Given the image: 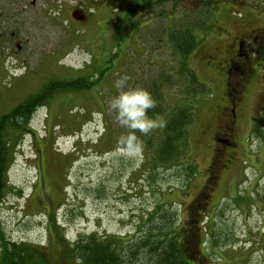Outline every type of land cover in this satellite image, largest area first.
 <instances>
[{
  "label": "rangeland",
  "instance_id": "obj_1",
  "mask_svg": "<svg viewBox=\"0 0 264 264\" xmlns=\"http://www.w3.org/2000/svg\"><path fill=\"white\" fill-rule=\"evenodd\" d=\"M130 1L0 0V115L48 80L89 81L82 91L58 90L37 111L31 131L26 124L19 144L10 143L0 247L2 240L22 245L35 263L79 264L68 257L66 243L91 233L138 241L161 211L177 215L181 225L196 207L202 209L197 217L206 239L200 250L208 256L197 264H264V0H219L212 28L196 34L201 41L187 62L207 92L190 104L195 115L187 136L186 161L194 173L189 179L177 167L151 168L158 127L138 133L141 139L153 136L148 151L127 153L118 138L129 130L108 104L121 76L129 77L123 87L146 89L161 73L168 78L161 87L164 115L180 103L185 86L163 33L192 0H177V8L172 0L162 2L141 24L148 30L135 34L123 26ZM72 11L84 13V20H75ZM251 29L257 42L239 38L238 53L248 58L239 60L231 43ZM228 52L234 63L227 84V76L206 66L205 56L226 58ZM242 73L251 75L229 147L221 135L212 141V132L221 130L215 128V107ZM207 177L213 186L204 192ZM203 192L205 203L195 201ZM136 259L126 264H139Z\"/></svg>",
  "mask_w": 264,
  "mask_h": 264
},
{
  "label": "trees",
  "instance_id": "obj_2",
  "mask_svg": "<svg viewBox=\"0 0 264 264\" xmlns=\"http://www.w3.org/2000/svg\"><path fill=\"white\" fill-rule=\"evenodd\" d=\"M164 1L166 0H131L125 9L124 30L128 29L134 34L139 30L147 31L148 29L141 27V24L148 23L149 15H152V12H155L162 2L164 4ZM218 1L192 0L191 6L187 10H183L181 16L169 25L167 32L163 33V39L169 45L173 55L178 58L177 79L181 80L185 86L182 100L176 104L175 109L164 115L162 105L164 90L161 87L168 80L164 74H159L156 80L146 87L157 101L156 107L149 110V115L158 114L163 121V126L157 129V141L152 150L151 168L177 167L181 169L180 175L185 176L186 179L194 174L191 162L186 161L188 130L195 115L190 104L194 103L195 97L207 92V86L198 80L187 59L200 44L201 39L197 38L196 34L202 36L212 28L213 10ZM172 5L177 8V5L180 4H177V0H172ZM167 19L170 20L169 17ZM167 23L169 22L167 21ZM150 32L156 31L150 30ZM88 85V79L81 77L68 82L48 80L41 84L34 93L14 105L9 112L0 115V206L7 195L6 190H8L9 184L7 173L12 165L9 164L10 143L19 144V132L23 131V128L26 130L24 127L26 124L28 125L27 130L31 131L32 121L35 119L37 111L47 105L54 94L58 93V90L62 92L65 90L82 91L88 88ZM10 133H13L15 138L12 139ZM15 133H17V137ZM137 135L139 136L138 133ZM152 137L149 139L147 136H142V140L147 142L146 145L143 144L145 151L150 149L147 146L148 142L152 145ZM207 179L202 187L204 192L210 191L213 186L211 179L209 177ZM204 192L200 193L195 201L205 203L208 198L203 196ZM198 208L200 207L198 206ZM200 211L202 209L198 210L196 207H192L188 210L185 222L180 225L182 219L179 220L177 215L172 218L164 210L158 214V219L154 221V224L146 229L147 233L145 232L140 239H137L138 241L100 238L96 233H91L74 242L66 243V253L70 259L79 264H126L136 258H139V264H192L194 261L197 264L199 261H206L208 257L200 250L206 244V239L202 235V230L205 231V229L201 228V222L197 217L201 213ZM176 218L177 222L173 223ZM2 241L0 264H43L39 260L40 263H35L34 258L27 255V249L22 245ZM36 249L41 251L39 248ZM31 251L35 250H30L29 254ZM35 255L31 254L30 256Z\"/></svg>",
  "mask_w": 264,
  "mask_h": 264
},
{
  "label": "clouds",
  "instance_id": "obj_3",
  "mask_svg": "<svg viewBox=\"0 0 264 264\" xmlns=\"http://www.w3.org/2000/svg\"><path fill=\"white\" fill-rule=\"evenodd\" d=\"M128 79L125 74L117 80L119 91L110 99L108 107L119 124L129 130L118 138V143L127 153L135 155L143 150V140L137 133L147 135L153 129L162 127L163 121L158 114L149 115V110L156 107L157 101L147 89L123 87Z\"/></svg>",
  "mask_w": 264,
  "mask_h": 264
},
{
  "label": "flooded vegetation",
  "instance_id": "obj_4",
  "mask_svg": "<svg viewBox=\"0 0 264 264\" xmlns=\"http://www.w3.org/2000/svg\"><path fill=\"white\" fill-rule=\"evenodd\" d=\"M258 33L255 29L249 30L247 34L241 35V36H235L231 43V47L233 48V55L234 57H238L239 60L245 59L247 60V55H240L238 53V50L242 47V40L239 38L245 37L252 42H257ZM264 38V34L262 35ZM229 52L226 58H218L216 55H210L206 54V66L208 67H214L217 72H222L225 76H227L226 81L228 84V75H229V69L233 65L234 58H229ZM251 74L242 73L238 76L234 82V89L231 94L227 92V90L224 93V98L222 99V103L220 105H217L215 107V123L219 122L220 125L216 124V127H221L220 131L212 132L211 138L212 141L215 142L218 139V136H222V142L225 143L227 146L232 147L234 146V139H233V133L235 129V123L237 121L238 115L237 110L240 109V104L242 102L244 92L247 88V83L249 82ZM211 165L212 168H215V163L212 161ZM206 172H209V169L207 168Z\"/></svg>",
  "mask_w": 264,
  "mask_h": 264
},
{
  "label": "water",
  "instance_id": "obj_5",
  "mask_svg": "<svg viewBox=\"0 0 264 264\" xmlns=\"http://www.w3.org/2000/svg\"><path fill=\"white\" fill-rule=\"evenodd\" d=\"M78 14H80L79 16L75 15V13H72V17L75 19V20H78V21H82L84 20V15L82 14V12H77Z\"/></svg>",
  "mask_w": 264,
  "mask_h": 264
}]
</instances>
